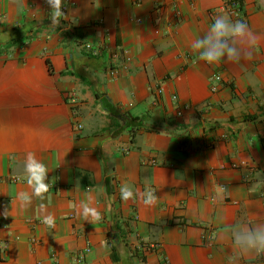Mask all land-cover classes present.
Wrapping results in <instances>:
<instances>
[{
  "label": "crops",
  "instance_id": "1",
  "mask_svg": "<svg viewBox=\"0 0 264 264\" xmlns=\"http://www.w3.org/2000/svg\"><path fill=\"white\" fill-rule=\"evenodd\" d=\"M224 1L63 0L53 25L45 0H0V264H264L233 244L264 225V0H242L252 58L208 65L191 44L235 21ZM28 152L49 191L21 209ZM123 183L156 203L123 201Z\"/></svg>",
  "mask_w": 264,
  "mask_h": 264
},
{
  "label": "clouds",
  "instance_id": "2",
  "mask_svg": "<svg viewBox=\"0 0 264 264\" xmlns=\"http://www.w3.org/2000/svg\"><path fill=\"white\" fill-rule=\"evenodd\" d=\"M45 3L50 8L51 24H59L61 18L66 16L63 10V0H45ZM257 43L258 36L252 32L246 22L233 21L229 16L219 14L212 18V23L206 33L192 42L191 48L194 53L198 54L199 59L208 65H215L222 61L226 64H239L241 61L252 58ZM23 175L26 176L27 185L31 191L18 193L16 200L21 209H27L31 206L33 197L41 201L45 199V194L49 191L48 170L33 152H28L23 164ZM85 195L86 199L79 205L77 215L82 216L85 221L95 224L102 219L101 213L93 206L94 197L91 193L86 192ZM120 197L123 201L139 197L145 206H152L157 200V196L152 191L141 192L137 189L134 192L127 183L121 184ZM12 205L11 210L8 206H4L0 215L4 218L11 216ZM40 208L44 213L40 217L42 224L48 228H55L54 215L47 213L43 203ZM233 244L243 254H264V225L255 228L246 226L241 231L234 232Z\"/></svg>",
  "mask_w": 264,
  "mask_h": 264
},
{
  "label": "built area",
  "instance_id": "3",
  "mask_svg": "<svg viewBox=\"0 0 264 264\" xmlns=\"http://www.w3.org/2000/svg\"><path fill=\"white\" fill-rule=\"evenodd\" d=\"M242 3H243L242 0H225L220 5L219 10L229 12L234 17L235 20H241V21H244L248 24V19H247V16L245 15V13L243 11ZM83 48L89 54H97L98 53V48L95 47L94 45H92L90 42H84ZM212 78L214 79V81L218 82L219 80H221V75L217 71L212 75ZM218 88H219L218 83L211 84V90L213 92L217 91ZM158 91L161 92V89H158ZM176 98H177V96L173 95V99L176 100ZM176 113H177V115H181L182 114L181 108H177ZM79 127H81V124H79ZM88 250H89V248H86L84 251H81L77 255V258H76L77 261H82L85 251H88Z\"/></svg>",
  "mask_w": 264,
  "mask_h": 264
}]
</instances>
